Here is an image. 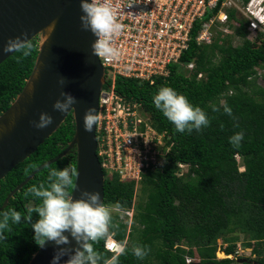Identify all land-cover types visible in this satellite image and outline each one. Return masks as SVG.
<instances>
[{
	"label": "trees",
	"instance_id": "1",
	"mask_svg": "<svg viewBox=\"0 0 264 264\" xmlns=\"http://www.w3.org/2000/svg\"><path fill=\"white\" fill-rule=\"evenodd\" d=\"M218 9L219 5L194 23L188 47L177 63L168 64L167 76L155 77L152 84L115 78L116 93L140 103L156 130L166 133L165 145H169L163 164L142 175L138 183L142 197L135 203V181H122L105 173L103 202L110 207L119 203L123 209L134 203L128 235L127 224L118 213H112L109 232L118 242L127 241L120 264H264V34L258 31L249 37L247 20L230 8L226 26L234 34L219 30L209 43L198 44L196 36L202 22ZM234 20L238 26L233 25ZM213 23L212 28L221 26L219 21ZM234 37H239L241 43L232 45ZM28 43L33 45L29 56L15 51L0 63V114L22 90L33 68L38 38ZM189 62L194 68L187 70ZM257 67L263 72L259 73ZM200 72L202 77L198 78ZM109 84L107 77L104 88ZM162 86L174 88L200 106L207 113L209 125L190 134L177 132L153 103V96ZM223 103L231 107V115L223 111ZM213 106L219 111H213ZM237 132H243L244 138L234 146L229 137ZM73 134L74 121L69 113L50 137L0 179V207L8 193L34 169L61 153ZM236 155L243 170H239ZM178 162L187 163L188 172L179 175ZM73 166L76 168L75 148L37 171L1 209L15 208L25 213L28 208L38 207L39 198L28 189L47 186L50 169ZM36 219L38 215L33 213V221ZM33 235L29 224H10L0 238V264H27L39 248ZM104 242L101 239L94 247L108 258L113 253L105 249ZM218 242L226 254H236L240 244L250 248L253 257L243 256V262L237 257L217 258ZM134 245L145 246L148 254L138 259L132 252Z\"/></svg>",
	"mask_w": 264,
	"mask_h": 264
},
{
	"label": "water",
	"instance_id": "2",
	"mask_svg": "<svg viewBox=\"0 0 264 264\" xmlns=\"http://www.w3.org/2000/svg\"><path fill=\"white\" fill-rule=\"evenodd\" d=\"M80 0H0V63L13 52L3 48L10 38L21 37L27 42L38 38V53L31 73L22 90L10 106L0 114V179L18 163L24 161L45 139L65 121L69 113L74 121L72 139L61 153L34 169L5 197L6 206L10 197L34 174L64 157L71 149L76 151V176L73 198H79L82 190L99 192L104 198V174L96 148V125L91 132L83 128L85 111L98 110L99 95L105 84V68L92 51L96 39L90 30L81 27ZM56 21L51 32L46 28ZM64 77L61 86L58 81ZM65 91L76 97V103L67 113L53 109V104ZM41 112L53 117V123L45 129H37L31 123L38 121ZM67 235V233H65ZM64 247L75 249L79 245L71 237ZM57 246L46 242L31 256L27 264H51ZM68 259L64 256L61 264ZM246 259H239V262Z\"/></svg>",
	"mask_w": 264,
	"mask_h": 264
},
{
	"label": "clouds",
	"instance_id": "3",
	"mask_svg": "<svg viewBox=\"0 0 264 264\" xmlns=\"http://www.w3.org/2000/svg\"><path fill=\"white\" fill-rule=\"evenodd\" d=\"M247 2L248 0H244L243 4H246ZM259 4L262 5L261 12H263L264 14V0L256 4L255 7H257ZM80 8L82 11V15L80 16L82 29L90 30L96 37L91 45L93 54L97 57L117 59L120 55V51L115 46V38L118 37L123 31V25L117 19V9L113 6L111 0H80ZM225 8L226 9L224 10L227 15L226 20L221 21L216 18L214 19V21L220 22L223 27L222 30L224 33L229 34L233 31L229 26H226L228 22L227 10L231 8L236 10V13L239 17L247 20V30L249 33V37L251 32H254V34H256V32L260 31L264 34V32L259 29H256L254 31L249 29V20L240 9L239 11L236 7L233 6H227ZM218 13L219 9L217 13L213 15V17L217 16ZM210 18L207 21L202 22V25L196 36L197 42V37L202 32L204 24H207L206 22H209ZM197 20H195L194 23ZM232 23L233 25L236 24V26L239 25L237 20H234ZM55 24L56 21H52V23L46 28V31L51 32L54 29ZM213 24L214 23L210 24V32ZM193 26L191 28V31L193 29ZM207 43L209 42H198V44ZM32 48L33 45L31 43H28L26 39L16 37L10 38L7 41L3 48V51L5 53L17 51L20 52L22 56L27 57L31 54ZM192 68H194V66ZM186 69L190 70L189 68ZM256 69L259 73L263 72L262 68H260L262 69V71H259L258 67ZM197 76L198 78L202 77V72L198 73ZM65 82L66 80L64 77H61L58 81L61 86H63ZM60 97L62 99H57L54 102L53 109L60 112L61 114L67 113L76 103V97L71 93L65 91L60 92ZM153 103L155 105V108L163 113V115L175 126V130L179 133L188 132L190 134L193 130L200 131L203 127H207L210 123L207 113L200 106L192 104L184 94L179 93L177 90L170 86H162L153 96ZM213 111H219V109L216 106H213ZM223 111L228 115L232 114V109L227 105V103H223ZM144 115L147 114L144 113ZM146 118L152 125L149 116ZM98 121L99 115L97 109L93 107L88 108L85 111L83 117L84 130L86 132H91ZM31 123L37 129H45L53 123V117L47 112H41L38 121H32ZM152 127L156 129L153 125ZM159 133L164 134L163 138L164 141H166V133ZM243 138V132H237L229 137V143L234 146H238ZM96 141V153L101 165V157L98 154L97 135ZM164 147L169 148V145H165L164 143V145L162 146V152L165 151L163 150ZM236 158L239 163V155H236ZM163 162L160 165H162ZM177 166V173L182 172L183 166H188L189 170V165L187 163L178 162ZM101 169L103 171L104 178L105 173L108 176L116 175L119 177L118 174L110 175L102 168V166ZM243 169L244 168L242 165V170ZM188 170L186 172H188ZM239 170H241V168H239ZM146 171L144 173H146ZM186 172L182 173L181 175L185 174ZM76 174L77 172L74 166L71 168L63 167L50 169L48 173L47 186H45L44 184H40L39 186L33 185L28 189V193H31L35 198H39L40 204L38 207L28 208L25 213H21L15 208L9 210L0 209V238L3 237L4 230L8 229L10 227V224L18 225L21 223H25L29 224L33 229V239L38 247H44L45 243L49 241L54 242V244L57 246V250L51 260V264H61L62 257L66 255L68 256V259L64 261L63 264H120L119 257L125 254L127 241L118 242L114 238L113 232H109L110 227L112 226V213L116 212L113 210V208L122 209L126 212L131 213V215H129L127 213L116 212L123 219V222L126 224L129 222V225L131 227L134 218V203L130 208L127 209L121 208V205L119 203H117L115 206L112 205V207H110L103 202L99 192H89L87 190H82L80 193V197L74 199L71 189L75 182L74 177L76 176ZM119 179L122 180L120 177ZM140 180L141 179H131L129 181H135L137 187ZM33 213H36L38 215V219H36L35 221H33ZM130 232L131 230H128L127 235ZM65 233H67V235ZM109 235H112V237L117 242L109 244V248L112 251L113 255L108 258H104L95 249L94 243L101 239H105L106 241ZM69 237L75 240L79 246L75 249L64 247L70 244ZM222 247L223 245L221 244V242H218L216 250L217 258L237 257L238 261L239 259L244 258L242 254H239V250L236 251V254H226L223 251ZM238 247H240V251L242 252H244L245 249L250 252V248H244L240 244H238ZM132 252L138 259H143L148 254V249L145 246L134 245L132 248ZM250 256L253 257V255L251 254ZM187 259H189V261H187ZM190 260L191 258L186 255L187 263H190Z\"/></svg>",
	"mask_w": 264,
	"mask_h": 264
},
{
	"label": "built area",
	"instance_id": "4",
	"mask_svg": "<svg viewBox=\"0 0 264 264\" xmlns=\"http://www.w3.org/2000/svg\"><path fill=\"white\" fill-rule=\"evenodd\" d=\"M262 0H111L123 31L115 38L120 51L117 59L99 57L110 84L99 95L96 135L102 168L122 180H139L147 169L159 166L164 134L152 127L140 103L124 99L114 90L116 76L153 83L155 77L169 74L168 64L177 63L187 48L195 20L219 5V13L204 24L198 42H210V24L226 20L224 7L239 8L249 20V29L264 32ZM240 5V6H239ZM193 62L186 64L192 68ZM106 84V81H105ZM104 84V85H105ZM182 166V165H181ZM119 213H127L113 208ZM117 242L112 235L105 241ZM112 252V251H111ZM189 261V259H187Z\"/></svg>",
	"mask_w": 264,
	"mask_h": 264
},
{
	"label": "rangeland",
	"instance_id": "5",
	"mask_svg": "<svg viewBox=\"0 0 264 264\" xmlns=\"http://www.w3.org/2000/svg\"><path fill=\"white\" fill-rule=\"evenodd\" d=\"M240 6V5H239ZM224 9H226L225 7H224ZM238 10H239V8H238ZM240 11V10H239ZM232 22V21H231ZM234 26H236V24H234ZM223 29V27H222V25L220 26V25H218V26H216V27H213L212 29H211V33L212 34H215V32L216 31H219V30H222ZM223 31V30H222ZM232 33H233V31H232ZM232 33H229L228 35H232ZM234 34V33H233ZM254 35V32H251L250 33V37H252ZM241 43V39L239 38V37H234L233 39H232V45H238V44H240ZM258 70L259 71H262V69H260V68H258ZM259 81H260V83H262V81L259 79ZM145 117H148V115H145ZM163 150H165L163 153H162V155H161V157H160V162H159V166H160V164L163 162V157H164V155L168 152V150H169V148L167 147V148H165L164 147V149ZM240 161V160H239ZM158 166V167H159ZM157 167V168H158ZM238 167L239 168H241V170H242V163L240 162L239 163V165H238ZM188 170V166H183L182 167V172H179L178 174L179 175H181L182 173H184V172H186ZM139 184L137 185V190H136V192H135V200H134V203L136 202V201H139L140 199H141V197H142V193H141V191L139 190ZM128 230H131L130 229V225H129V222L127 223V231ZM241 247V246H240ZM240 247H238V249L237 250H239V254H242L244 257H249L250 256V252L248 251V250H246L245 249V251L244 252H242V251H240ZM188 250H189V248H188Z\"/></svg>",
	"mask_w": 264,
	"mask_h": 264
}]
</instances>
